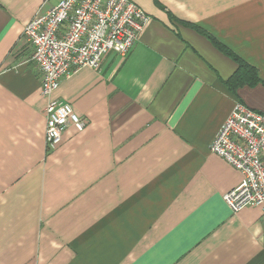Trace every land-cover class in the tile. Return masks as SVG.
<instances>
[{"label": "crops", "instance_id": "crops-1", "mask_svg": "<svg viewBox=\"0 0 264 264\" xmlns=\"http://www.w3.org/2000/svg\"><path fill=\"white\" fill-rule=\"evenodd\" d=\"M58 1L0 0V264H264V213H231L242 175L209 151L236 102L264 113V0H130L150 22L52 93L88 125L47 152L22 31ZM201 32L260 82L231 91Z\"/></svg>", "mask_w": 264, "mask_h": 264}, {"label": "built area", "instance_id": "built-area-1", "mask_svg": "<svg viewBox=\"0 0 264 264\" xmlns=\"http://www.w3.org/2000/svg\"><path fill=\"white\" fill-rule=\"evenodd\" d=\"M149 22L130 0H59L24 25L22 38L32 49L40 92L47 99V152L60 146L69 127L81 132L88 125L86 117L75 115L70 104L53 99L52 93L82 68L99 70L109 54L126 57ZM209 151L242 175L239 185L223 195L231 213L246 207L264 213V113L236 102Z\"/></svg>", "mask_w": 264, "mask_h": 264}, {"label": "trees", "instance_id": "trees-1", "mask_svg": "<svg viewBox=\"0 0 264 264\" xmlns=\"http://www.w3.org/2000/svg\"><path fill=\"white\" fill-rule=\"evenodd\" d=\"M210 40H212L207 34L201 32ZM213 41V40H212ZM215 46L226 56L232 58L238 64L237 72L227 81V86L231 91H234L237 87L242 85L254 86L259 83V78L256 71L237 58L232 52L227 50L225 47L220 45L219 43L213 41Z\"/></svg>", "mask_w": 264, "mask_h": 264}]
</instances>
